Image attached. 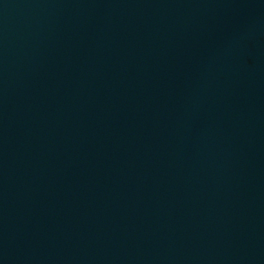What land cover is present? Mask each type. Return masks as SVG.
Returning a JSON list of instances; mask_svg holds the SVG:
<instances>
[{
    "label": "water",
    "instance_id": "95a60500",
    "mask_svg": "<svg viewBox=\"0 0 264 264\" xmlns=\"http://www.w3.org/2000/svg\"><path fill=\"white\" fill-rule=\"evenodd\" d=\"M0 264H264V0H0Z\"/></svg>",
    "mask_w": 264,
    "mask_h": 264
}]
</instances>
